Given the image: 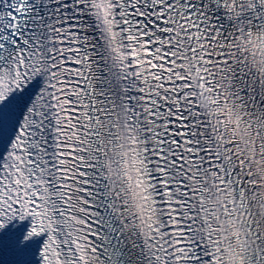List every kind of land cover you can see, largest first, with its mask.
Segmentation results:
<instances>
[{"label": "snow or ice", "instance_id": "1", "mask_svg": "<svg viewBox=\"0 0 264 264\" xmlns=\"http://www.w3.org/2000/svg\"><path fill=\"white\" fill-rule=\"evenodd\" d=\"M0 264H264V0H0Z\"/></svg>", "mask_w": 264, "mask_h": 264}]
</instances>
